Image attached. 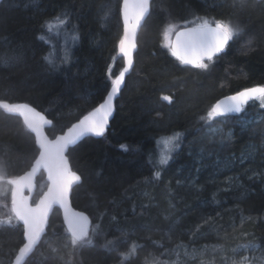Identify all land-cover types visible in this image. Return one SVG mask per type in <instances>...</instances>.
<instances>
[{
	"label": "trees",
	"instance_id": "16d2710c",
	"mask_svg": "<svg viewBox=\"0 0 264 264\" xmlns=\"http://www.w3.org/2000/svg\"><path fill=\"white\" fill-rule=\"evenodd\" d=\"M233 4L152 0L111 127L68 152L82 177L73 189V204L91 216L94 243L72 249L56 208L46 235L24 264H239L245 256L250 264H261L264 108L251 102L239 116L217 118L211 128L205 122L220 98L264 85V0ZM120 8L121 0H0V57H11L8 65L0 64V100L26 102L44 112L53 121L47 128L51 137L95 108L110 89L108 69L117 74L124 65ZM58 14L69 17L67 29L77 37L65 63L64 57L57 60L58 41L52 47L46 28ZM197 17L240 22L244 28L207 70L181 64L164 45L168 26L191 25ZM164 95L173 103L162 100ZM252 116L257 118L242 124V117ZM177 131L184 133L182 146L157 179L150 161L160 157L158 141ZM38 153L21 117L0 109V161L6 175L11 179L28 170ZM46 186L41 173L36 197ZM3 199L0 218L7 219L10 198ZM109 240L113 244L105 248ZM249 242L257 247H240ZM22 243L19 222L0 225V264H8Z\"/></svg>",
	"mask_w": 264,
	"mask_h": 264
},
{
	"label": "snow or ice",
	"instance_id": "6c2138e0",
	"mask_svg": "<svg viewBox=\"0 0 264 264\" xmlns=\"http://www.w3.org/2000/svg\"><path fill=\"white\" fill-rule=\"evenodd\" d=\"M248 0H239L243 7ZM151 7L150 0H122V17H123V36L119 40V52L124 59V67L117 73L113 74L111 68L108 69V78L110 81V90L106 97L92 111L83 116L78 123L68 129L65 135L57 136L54 140H49L43 132L45 125L50 124L45 116L27 103H9L0 101V109L7 113L20 116L27 128L35 133V143L39 149V156L35 159L32 170L23 176H17L7 180L12 185L11 190V215L7 221L0 223L12 224L13 220L22 224L23 245L19 248V254L15 258V264H20L21 260L31 253L40 243L48 224V214L53 205L59 204L65 208L64 223L68 242L72 249L83 248L84 246L93 245V233L89 227V217L83 213H72L68 210L67 198L74 183L81 180L77 172L71 169L68 157L65 155L69 146L75 145L81 138L88 134L97 137L104 135L108 125L109 117L112 115L114 108V99L121 93L122 87L125 86V77L132 68V53L135 49V34L140 27L141 22L149 15ZM233 7H235V0ZM68 23L67 19L59 16L55 18L54 23L46 25L47 31L52 32L55 28L59 30ZM182 26H177L175 31V42L169 41L166 45L181 64L190 65L193 68L207 70L209 64L219 54L223 53L228 47L229 42L244 33V28L240 22L233 23L231 20H212L209 21L203 17H197L195 21ZM45 41L46 37H38ZM73 36V39H76ZM165 38H168V32H165ZM251 44V40L248 41ZM11 57H0V64L8 65ZM46 65L55 69L57 65L47 56L43 57ZM67 62L62 60L61 63ZM162 100L169 104L173 103V97L164 95ZM251 101H259L261 108H264V85H256L250 88L236 92L223 100L216 102L207 112V121L211 128L210 122L217 118H228L232 114L239 116L244 113L246 106ZM203 120L204 117H201ZM216 130H213L215 134ZM184 133L174 132L164 140L165 145H170L169 151L161 155L158 160L150 161L154 163L156 171L154 176L158 179L161 176V170L167 166L174 155L178 154L182 143ZM231 138V135L228 137ZM121 148L127 150L126 145ZM45 169L48 174L49 186L48 191L41 196L35 207L29 204V198L24 195V189L31 191L32 177L39 169ZM197 171L200 169L197 168ZM4 179L0 176V181ZM179 183V182H178ZM115 219V217H113ZM207 221H205L206 223ZM99 225H97V230ZM113 244L109 240L104 245L108 248ZM243 249L255 248L256 245L249 242L240 245ZM135 245L132 246V251ZM122 258H128V254L120 253ZM232 264H237L235 260ZM239 264H250L248 257H243ZM264 264V259L261 260Z\"/></svg>",
	"mask_w": 264,
	"mask_h": 264
},
{
	"label": "water",
	"instance_id": "95a60500",
	"mask_svg": "<svg viewBox=\"0 0 264 264\" xmlns=\"http://www.w3.org/2000/svg\"><path fill=\"white\" fill-rule=\"evenodd\" d=\"M151 2H152V0H150V3H151ZM149 13H150V10H149ZM121 14H122V0H121ZM147 17H148V16H147ZM147 17L145 18V20L147 19ZM145 20L141 22L140 27L136 30V34H135V45H136V47H135V49L133 50V53H132L133 64H132V68H131V69L129 70V72L126 74L125 80H126L127 76H128V75L132 72V70L134 69V66H135V54H136V52H137V50H138V36H139L140 30H141L143 24L145 23ZM122 23H123V17H122ZM190 26H192V25H190ZM175 39H176V37H175V34H174L173 39H172V42H175ZM229 43H230V42H229ZM221 54H222V53H221ZM221 54H219V55H221ZM219 55H218V56H219ZM124 66H125V65H123V67H124ZM123 67H122V68H123ZM125 83H126V82H125ZM122 88H123V87H122ZM234 94H235V93H232V94L226 95V96L220 98L218 101L223 100V99H225L226 97L231 96V95H234ZM119 95H120V94H119ZM119 95L114 99V108H113V112H112V115L109 117L108 125H107V127H106V130H105L104 135L107 133L109 127L111 126V122H112V120H113V118H114L115 111H116V100H117V98L119 97ZM218 101H217V102H218ZM6 102H7V101H6ZM9 103H10V102H9ZM18 103H26V102H18ZM27 104H29V103H27ZM29 105L32 106V107H34L37 111L41 112V113L45 116V118H46L47 120L51 121V120L46 116V114H45L44 112H42L41 110H39L38 108H36L35 106H33V105H31V104H29ZM9 114H11V113H9ZM13 115H16V114H13ZM85 115H86V114H85ZM232 115H236V114H232ZM17 116H18V115H17ZM19 117H20V116H19ZM82 118H83V116H82L80 119H82ZM21 119H22V118H21ZM80 119H78L77 121H75V122H73L72 124H70L67 128H65L64 131L58 133V134L55 135L54 137H51V136L48 134V132H47V128L50 127L51 124H52V121H51L50 124L45 125L44 128H43L44 135H45L49 140H54L57 136L65 135V134L67 133L68 129L71 128L74 124L78 123V121H79ZM22 120H23V119H22ZM23 122H24V121H23ZM26 127H27V126H26ZM32 134H33L34 137H35V133L32 132ZM104 135H103V136H104ZM89 136H92V137H95V138H101V137H103V136H101V137H97V136H94V135H92V134H88V135H86L85 137L81 138V140H79L76 144H78V143H79L80 141H82L84 138L89 137ZM35 139H36V138H35ZM76 144H75V145H76ZM75 145H71V146H69V149H68V150L66 151V153H65V155L68 157L69 164H70L71 169H72L73 171H75V170L73 169L72 164H71V162H70V159H69V156H68V152H69L70 148L74 147ZM37 147H38V146H37ZM38 156H39V153H38L37 157H38ZM37 157H36V158H37ZM34 163H35V161H34ZM34 163H33V165H34ZM33 165H32V166H33ZM32 166H31V168H29L27 171L23 172V173L20 174L19 176H23V175H25L26 173L30 172V171L32 170ZM42 172L45 174V178H46V180H47V187H46V189L44 190V192H43L42 195H41V196H43V194H44L45 192L48 191V186H49V183H50L49 180H48V174H47V171H46L45 169H43V168L39 169V170L35 173V175L32 177V188H31V191H29L27 188L24 189V195H25L26 197L29 198V204L32 205L33 207H35L36 203H38L39 200H40V198H41V196H40V197L37 199V201H36L35 203H33V198H34V194H35V191H36L37 178H38V176H39ZM75 172H77V171H75ZM77 174L81 177V175H80L78 172H77ZM81 181H82V177H81V180H80L79 182L74 183V184L72 185V188H71V190H70V192H69V194H68V198H67V206H68V210H69L70 212H72V213H83L84 215L88 216V217H89V226H90V224H91V222H92V218H91V216H90L87 212H85V211H81V210L77 209V208L73 205V201H72V192H73V189H74V187H75L77 184L81 183ZM55 208H58V209L62 210V213H63V217H62V218H63V222H64L65 208L62 207V206H60L59 204L53 205L51 211H50L49 214H48V224H47V226H46V229H45V232H44L42 238H43L44 235L47 233V228H48V226H49V224H50V219H51V216H52V214H53ZM20 224H21V223H20ZM64 224H65V223H64ZM21 225H22V224H21ZM65 226H66V225H65ZM42 238H41V240H42ZM22 245H23V244H22ZM21 247H22V246H21ZM33 251H34V250H33ZM33 251H32L31 253H29L28 255H26V256L21 260L20 264H24V263L26 262V260L28 259V257L32 255ZM18 254H19V249H18L16 255L13 257V259H12L8 264H15V258H16V256H17Z\"/></svg>",
	"mask_w": 264,
	"mask_h": 264
},
{
	"label": "rangeland",
	"instance_id": "374dc122",
	"mask_svg": "<svg viewBox=\"0 0 264 264\" xmlns=\"http://www.w3.org/2000/svg\"><path fill=\"white\" fill-rule=\"evenodd\" d=\"M57 16H59L63 19H67L68 23L66 25L62 26L59 30L54 28L52 30V32H49V35L53 36V42L49 39V37H48V39L52 43V47H54V42H56V39L58 41V43H56V45L58 44L57 46L59 48L56 49L54 47V53H56L57 60L64 57V59H62V60H66L68 62L69 58H71V56H72L73 50L75 49L77 39L76 40L73 39V36H76L74 34L75 33L74 29H71V32H70V30L67 29L68 25L71 26L69 23V17L66 14H63V15L58 14ZM54 22H55V20H54ZM54 22H51V23H54ZM176 30H177V25H175V24L168 26V28L165 30V32H168V38L167 39L165 38V33H164V45L165 46L169 43V41L172 42V39H173V36H174ZM60 39H61V41H60ZM51 43H50V45H51ZM57 50H60L61 53H59V52L57 53ZM54 58H55V56H54ZM111 70H112V68H111ZM255 102H257L259 104V101H253L252 103H255ZM256 118H257L256 116L242 117V121H243L242 124L248 125L249 123H251ZM213 130H216V132H217L218 128H215ZM167 137H169V136L163 137V138L159 139V141H158L160 156L167 154L169 151V148L171 147L170 145L164 144V140ZM0 176L4 177V179L2 181H0V205H2V202L4 200L3 196H9L10 201H11L12 185H9L7 183V180L10 179V177L6 175L5 168H4L1 161H0ZM0 221H7V219L0 218ZM2 224H4V223H0V225H2Z\"/></svg>",
	"mask_w": 264,
	"mask_h": 264
},
{
	"label": "bare ground",
	"instance_id": "6f19581e",
	"mask_svg": "<svg viewBox=\"0 0 264 264\" xmlns=\"http://www.w3.org/2000/svg\"><path fill=\"white\" fill-rule=\"evenodd\" d=\"M120 12H121V8H120ZM121 20H122V14H121ZM127 77H128V76H127ZM126 80H127V78H126ZM126 80H125V82H126ZM125 84H126V83H125ZM123 88H124V86H123ZM123 88H122V90H123ZM109 90H110V89H109ZM121 92H122V91H121ZM120 94H121V93H120ZM119 96H120V95H119ZM118 98H119V97H118ZM118 98H117V99H118ZM0 101H5V100H0ZM7 102H9V101H7ZM116 102H117V100H116ZM251 102H253V101H251ZM251 102H250V103H251ZM10 103H14V102H10ZM100 103H101V102H100ZM250 103H249V104H250ZM97 106H98V105H97ZM2 110H3V109H2ZM92 110H93V109H92ZM92 110H91V111H92ZM89 112H90V111H89ZM115 112H116V111H115ZM87 113H88V112H87ZM87 113H86V114H87ZM84 115H85V114H84ZM84 115H83V116H84ZM46 116H47V115H46ZM47 117H48V116H47ZM81 117H82V116H81ZM81 117H80V118H81ZM48 118H49V117H48ZM80 118H79V119H80ZM49 119H50V118H49ZM50 120L52 121V119H50ZM77 120H78V119H77ZM77 120H76V121H77ZM74 122H75V121H74ZM52 123H53V121H52ZM111 123H112V122H111ZM51 125H52V124H51ZM110 127H111V126H110ZM110 127H109V128H110ZM48 128H49V127H48ZM108 130H109V129H108ZM107 132H108V131H107ZM80 142H81V141H80ZM80 142H79V143H80ZM79 143H78V144H79ZM76 145H77V144H76ZM76 145H75V146H76ZM35 159H36V158H35ZM34 161H35V160H34ZM34 161H33V163H34ZM33 163H32V165H33ZM32 165H31V166H32ZM31 166H30V168H31ZM26 171H27V170H26ZM81 182H82V181H81ZM72 201H73V200H72ZM73 205H74V204H73ZM55 209H56V208H55ZM57 209H58V208H57ZM77 209H78V208H77ZM59 210H60V209H59ZM79 210H80V209H79ZM81 211H83V210H81ZM60 212H61V217H63L62 210H60ZM85 212H86V211H85ZM62 221H63V218H62ZM63 223H64V222H63ZM91 223H92V222H91ZM64 225H65V224H64ZM90 226H91V224H90ZM90 226H89V227H90ZM65 227H66V226H65ZM47 229H48V228H47ZM45 235H46V234H45ZM45 235H44V236H45ZM43 238H44V237H43ZM43 238H42V240H43ZM42 240H41V241H42ZM41 241H40V243H41ZM40 243L36 246V248L34 249L33 253L36 251V249H37V247L40 245ZM22 244H23V243H22ZM22 244H21V246H22ZM21 246H20V247H21ZM20 247H19V248H20ZM33 253H32V254H33ZM15 255H16V254H15Z\"/></svg>",
	"mask_w": 264,
	"mask_h": 264
}]
</instances>
